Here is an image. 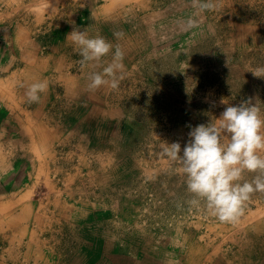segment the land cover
<instances>
[{
	"label": "rangeland",
	"instance_id": "obj_1",
	"mask_svg": "<svg viewBox=\"0 0 264 264\" xmlns=\"http://www.w3.org/2000/svg\"><path fill=\"white\" fill-rule=\"evenodd\" d=\"M214 3L198 12L192 0H0V202L8 193L13 212L0 206V223L55 196L84 205L74 225L46 212L54 230L41 240L62 255L84 247L79 228L108 220L132 240L123 264H264V193L236 223L220 222L189 206L179 165L161 153L165 142L183 149L191 127L221 115L222 99L251 98L264 114V78L249 71L264 66V0ZM74 27L124 50L117 89L89 91L102 69L81 65ZM27 80L48 81L47 103L42 93L27 104ZM17 229L14 250L25 253ZM1 238L0 258L11 246Z\"/></svg>",
	"mask_w": 264,
	"mask_h": 264
},
{
	"label": "clouds",
	"instance_id": "obj_2",
	"mask_svg": "<svg viewBox=\"0 0 264 264\" xmlns=\"http://www.w3.org/2000/svg\"><path fill=\"white\" fill-rule=\"evenodd\" d=\"M198 12L215 7L214 0H192ZM119 40L124 33L114 32ZM81 57V65H95L101 71L89 74L88 89L102 86L119 87L123 79L125 52L119 44L113 45L100 34L90 36L86 28L76 27L68 34ZM110 55L106 63L104 58ZM255 77L264 78V66L249 69ZM48 82L38 80L27 86L29 103H39L46 93ZM227 104L223 112L208 124L191 127L188 141L161 145V153L179 165L185 177L189 206H203L207 213L223 223H236L243 214L251 196L264 193V114L251 98L239 105ZM245 173H254L251 179Z\"/></svg>",
	"mask_w": 264,
	"mask_h": 264
},
{
	"label": "crops",
	"instance_id": "obj_3",
	"mask_svg": "<svg viewBox=\"0 0 264 264\" xmlns=\"http://www.w3.org/2000/svg\"><path fill=\"white\" fill-rule=\"evenodd\" d=\"M7 28L9 29V27ZM29 84H31L30 80H27V83L24 82L25 90H23V94L26 99V90ZM43 95L44 97H42L41 100L42 103L40 102L42 105L47 103L48 100V94L45 93ZM2 96L3 91H0V99ZM22 98L23 97H21V99ZM82 98L84 97L82 96ZM5 99H7V97ZM26 99L24 101H26ZM27 104L30 103L28 102ZM21 106L23 107V105ZM47 106L48 104H46V108ZM1 112L2 111H0V114ZM51 188L52 187H48L47 189L49 196L52 194V190H50ZM4 195L5 196L1 197L2 200L0 206H6V214L10 217L13 215L12 210L8 213V210L10 209L8 204L10 202L7 199L5 201L4 199V197L7 198L9 195L8 193ZM51 207H53L58 221L63 223L62 220H64L65 223H68L69 225H74V223H76L75 221L78 220L77 218L73 220L71 213L84 209V205L80 208L75 206V208L70 206L67 201H60L59 199H55V196H52L50 200L46 202L44 199H41L39 202L34 200L33 206H30L28 215L22 211L25 220H22V218L17 221H14V219L8 220V217L7 220L3 221V224L2 222L0 223V236H2L3 239L0 238L2 240L5 239L6 241L9 240L8 242L11 243V246L6 250V257L2 256L0 258V264H123V262H126L124 254L125 244L127 242H132V240L127 238L125 234H120L111 229L108 220H102L100 224L91 225V227L79 228L75 240L78 239L79 243H84V247L78 251H67L62 255V253H56L55 251L47 249L46 244H43L45 242L41 240L40 234L46 230H54L53 221H50L46 214ZM70 209L71 212H69ZM17 226V230L22 232V236L24 235L21 241H23L24 238L27 239L23 242L26 245L25 253H19L14 250V228ZM23 228L25 229L24 231ZM61 230L62 229H60V231ZM19 236L20 235L17 234L16 238H20ZM70 240L71 237H69L68 242H70ZM19 243H16V246H19ZM19 254H21V256H18Z\"/></svg>",
	"mask_w": 264,
	"mask_h": 264
}]
</instances>
